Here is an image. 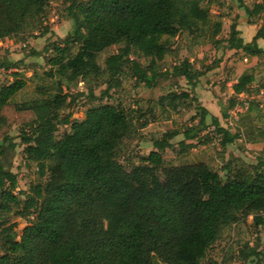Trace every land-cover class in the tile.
I'll use <instances>...</instances> for the list:
<instances>
[{"label": "trees", "instance_id": "1", "mask_svg": "<svg viewBox=\"0 0 264 264\" xmlns=\"http://www.w3.org/2000/svg\"><path fill=\"white\" fill-rule=\"evenodd\" d=\"M50 1L0 0V40L39 29ZM210 3L72 0L67 8L74 20L72 31L43 48L50 53L46 60L54 68L48 75L59 76L56 90L37 99L14 101L13 96L26 85L19 71L12 72V82L0 86V264H200L225 227L249 215L255 224H264V160L250 171L231 172L227 163L225 176L204 162L173 165L163 167L160 178L161 151L171 146L170 140L178 134L175 130L154 140L155 150L126 170L118 161L119 149L134 123L124 108L100 101L80 121L71 120L70 112L61 114L83 95L64 92L62 81L106 76L102 99L126 67L148 88L168 80L177 86L181 79L195 88L204 71L188 58L162 72L153 64L163 59L171 49V39L182 31L202 35L211 27L209 37L215 39L222 22L212 20ZM244 10L247 15H259L264 6L256 3ZM45 32L47 28L40 35ZM239 34L232 22L223 40L227 49L249 56L264 54L257 44L264 39V22L249 42L244 43ZM112 45L120 46L101 68L97 56ZM133 52L149 58V64L142 66L131 59ZM19 61L0 56V70L18 69ZM254 80L252 72L240 74L231 86L235 96L222 104L223 118L238 103L236 96L247 92ZM89 95L96 99L91 91ZM166 97L177 107L176 101H185L188 92L171 91ZM192 100L198 122L183 129L184 140L200 141L199 133L208 125L223 147L238 138V132L224 128L218 117L195 97ZM13 125L24 145L25 160L34 162L39 176L45 177L28 191L18 190L17 174L2 164L6 146L18 145L10 134ZM60 125H69V130L56 138ZM182 141V150L194 146ZM12 215L30 219L19 234L17 223L10 221ZM259 255L256 246L245 244L238 251V264Z\"/></svg>", "mask_w": 264, "mask_h": 264}, {"label": "rangeland", "instance_id": "2", "mask_svg": "<svg viewBox=\"0 0 264 264\" xmlns=\"http://www.w3.org/2000/svg\"><path fill=\"white\" fill-rule=\"evenodd\" d=\"M257 0H211L209 12L212 20L229 18L222 22V30L215 37L210 38L211 27L205 29L202 35H191L182 31L171 39V49L161 60L155 61L153 67L158 72L170 70L171 67L184 58L193 64L195 68L202 69L204 74L198 79L195 88L186 84L181 79L178 85L159 81L156 87L148 88L142 82H138L126 67L118 77L117 84L109 91V95L99 99L102 91L106 88V76L95 78L94 76L78 78L74 82L62 81L64 92L76 94L82 92L74 105L63 109L62 115L71 113V120H82L85 112L93 105L108 102L124 108L133 120V131L125 137L120 145L118 161L130 170L133 165L141 163V157L155 150L153 141L161 139L165 132L175 130L178 134L171 140V146L161 151L163 163L158 170V176L163 178L162 168L191 164L197 162L206 163L212 170L225 176V166H230V171L238 169L250 171L260 161L264 160V92L260 91L264 84V54L259 57H251L242 51H229L223 42L225 32L234 20V16L248 22L261 25L264 22V11L259 15H247L244 6L252 8L254 4L260 3ZM72 0H51L46 7V13L39 29H34L23 35L0 40V56H6L13 61L20 60L18 69L0 70V86L12 82V72H21V77L26 85L13 96L14 101H29L47 95L56 90L59 76L48 75L54 68L47 63L46 58L50 54L43 51L46 44L63 39L72 31L74 20L68 14L67 8ZM231 20V21H230ZM47 28L44 35L40 33ZM215 40H219L216 43ZM120 45H112L98 54L97 62L101 68H105L104 59L112 53L117 52ZM76 47L72 48L75 52ZM38 52L39 55H33ZM130 58L147 66L150 59L133 52ZM218 63L213 69L207 70L209 66ZM244 71L252 72L255 81L247 98L242 99L236 96L237 101L242 104L244 100L251 103V109L247 104L232 108L229 117L221 116L222 104L225 105L230 97L235 95L231 92V84ZM188 92V98L177 100V107H172L167 98L171 91ZM93 93V99L89 92ZM244 96V95H243ZM245 96V97H246ZM165 97V98H162ZM195 97L199 104L215 114L220 124L231 132H238L240 135L231 144L221 146L219 136L208 125L206 130L199 133L204 140H184L182 131L187 126L195 125L198 117L195 115L192 100ZM254 103V104H253ZM253 104V106H252ZM210 122L209 116L207 123ZM69 130V125H60L55 133L56 138ZM10 134L13 136L17 146L14 149L6 146L5 154L2 156V164L6 170L17 174L18 190L28 191L29 186L39 181H44L37 171L34 162H28L23 155L24 145L20 144L17 138V125H13ZM183 140V141H182ZM180 141L184 144L193 142L192 148L182 150ZM264 170V169H263ZM228 173V172H227ZM23 196V195H22ZM21 196V197H22ZM264 219V212L261 213ZM30 219L12 215L10 221L16 222V230L19 234ZM245 244L256 246L260 255L246 264H264V224L254 223L252 215L244 221L225 227L220 238L210 247L200 264H238L237 254ZM1 254V251H0Z\"/></svg>", "mask_w": 264, "mask_h": 264}, {"label": "crops", "instance_id": "3", "mask_svg": "<svg viewBox=\"0 0 264 264\" xmlns=\"http://www.w3.org/2000/svg\"><path fill=\"white\" fill-rule=\"evenodd\" d=\"M256 2H260L263 6H264V0H257ZM226 18V20H228L229 21V18L228 17H225ZM221 20L223 21V26H225V21H224V17H222L221 18ZM231 21V20H230ZM233 22H235L236 23V29L237 30H239V32H240V34H239V36L243 39V42L244 43H246V42H249L251 39H252V37L254 36V34H255V32H256V30L259 28V26L260 25H256V23H251V22H248L247 20H245V19H242V17H239V18H237V16H234V20H233ZM226 34H225V37L224 38H226L227 37V35H228V33H229V28L226 30V31H224ZM257 44H258V46L259 47H261L262 49H264V39H258L257 40ZM229 51H233V52H235V51H237V50H235V49H229ZM239 51H241V50H239ZM260 56V55H259ZM259 56H251V57H253V59H254V57H259ZM240 76V75H239ZM238 76V77H239ZM237 77V78H238ZM237 81V79H235L234 81H233V83H235ZM255 81V80H254ZM232 83V84H233ZM232 84H231V86H232ZM251 88H252V84L249 86V89H248V91L247 92H242V93H240V94H238V96H240V97H242V99H244V98H247V96L245 95V94H249V91L251 90ZM260 91L261 92H264V84H262V86H261V88H260ZM231 92H233V90H232V87H231ZM244 95V96H243ZM246 96V97H245ZM238 98V97H237ZM239 103H241V102H238L236 105H235V107L234 108H236V107H240L242 104H247L246 106H248L247 107V109H251V103L250 102H248L247 100H244L243 101V103L242 104H239ZM254 104V103H253ZM253 104H252V106H253ZM241 108V107H240ZM207 109V108H206ZM236 109H238V108H236ZM208 110V109H207ZM209 111V110H208ZM229 112H230V110H229ZM228 112V113H229ZM215 115V114H214ZM216 116V115H215ZM217 117V116H216ZM229 117V116H228ZM219 119V118H218ZM240 135V134H239Z\"/></svg>", "mask_w": 264, "mask_h": 264}]
</instances>
